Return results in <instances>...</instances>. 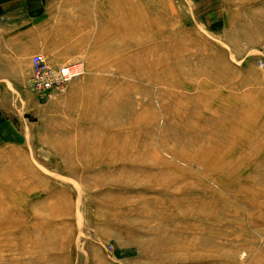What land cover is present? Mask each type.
Instances as JSON below:
<instances>
[{
  "label": "rangeland",
  "instance_id": "obj_1",
  "mask_svg": "<svg viewBox=\"0 0 264 264\" xmlns=\"http://www.w3.org/2000/svg\"><path fill=\"white\" fill-rule=\"evenodd\" d=\"M0 84V264H264V0H43Z\"/></svg>",
  "mask_w": 264,
  "mask_h": 264
},
{
  "label": "crops",
  "instance_id": "obj_2",
  "mask_svg": "<svg viewBox=\"0 0 264 264\" xmlns=\"http://www.w3.org/2000/svg\"><path fill=\"white\" fill-rule=\"evenodd\" d=\"M43 0H0V84L3 93L22 86V64L40 53L39 16ZM1 88V86H0ZM0 93H2L0 91Z\"/></svg>",
  "mask_w": 264,
  "mask_h": 264
},
{
  "label": "built area",
  "instance_id": "obj_3",
  "mask_svg": "<svg viewBox=\"0 0 264 264\" xmlns=\"http://www.w3.org/2000/svg\"><path fill=\"white\" fill-rule=\"evenodd\" d=\"M31 90L38 95H47L48 92L59 90L62 85L78 77L81 73V66L78 63H70L59 68L52 67L46 58L35 54L30 57Z\"/></svg>",
  "mask_w": 264,
  "mask_h": 264
}]
</instances>
